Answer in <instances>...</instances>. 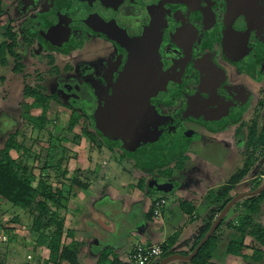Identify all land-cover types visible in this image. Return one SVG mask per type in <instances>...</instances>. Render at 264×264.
<instances>
[{
	"label": "flooded vegetation",
	"instance_id": "af4514ba",
	"mask_svg": "<svg viewBox=\"0 0 264 264\" xmlns=\"http://www.w3.org/2000/svg\"><path fill=\"white\" fill-rule=\"evenodd\" d=\"M160 1L10 0L5 7L7 13L0 15V20L7 18V24H2L1 27L13 28L12 32L16 35L18 42L17 54L21 64V57L29 54L24 47L30 41L33 43L31 47L39 50L68 49L78 46V41L74 39V36H78L75 33L77 31L97 35L104 44L107 42L111 45L105 61H100V64L93 68H88V66L79 68L81 73L78 70L76 73L71 69L72 78L75 74L79 75L74 82L76 87L68 86L73 81L71 78L57 80L61 83L59 90L68 95H74L66 101L68 104L65 106L76 110L83 109V119H86L88 115L92 118V111L97 103L106 95H111L116 80L128 60L127 50L111 37L119 38L120 34L127 33L129 37L135 39L144 36L148 30L159 37L158 60L154 63V67L159 74L176 78L175 85H177L168 95H154L150 98L151 114L147 115L144 120L149 135L146 136L147 141L145 143L124 142L102 132L95 124H92V127L95 126L99 136L106 135L119 145V148L124 149L123 146L126 145L135 146L133 154L137 158L136 161L141 166L145 163L149 167L148 171L154 169V173L150 172L152 174H155L159 168V171L161 168H166L167 165H169L166 170L168 171L185 160L173 176H159L158 179L153 177L150 181H157L160 186L168 189L171 188L172 183L180 184L182 189L187 191L189 190L188 183L185 179L180 177L179 179L178 174L188 171L187 167L192 164V159L188 156L191 154V143L194 137L198 139L194 132L186 127L187 124L211 125L213 130L217 133L221 131L222 134L224 132L221 129L225 126H238V129L245 127L246 130V126L253 121H256L260 130L264 128V48H262L264 33L260 31L251 33L248 46L254 59V65L250 69L244 68L235 64L224 52L223 39L227 32V0H172L162 5ZM42 2L47 4L40 5ZM129 7L146 9V18L141 22H131L130 12L126 11ZM83 19L90 20L98 33L92 32L83 24H73ZM234 27L239 31L247 30L248 24L245 17L238 18L234 22ZM33 50L32 53L35 55L36 49ZM35 57L36 55L33 56ZM205 59H211L210 64L220 68L224 73V79L218 87L217 95L230 107V111L222 110V112L212 113L208 115V118H201L203 115L196 111L194 117L184 118V112L190 100L199 92L201 76L204 74L201 64ZM226 66L235 68L239 73L253 76L258 81L261 80L262 85L258 88L257 94L251 92L243 83L236 82V79L232 78L231 81ZM9 67H0V73L7 75L6 73L9 72L6 69ZM213 67L209 66V70L218 74ZM43 82L44 78L39 84L43 86ZM157 87L158 92H162L160 83ZM80 91L81 102L80 107L77 108L78 103L75 98ZM145 133V128L140 125L138 135L144 136ZM153 134H159L160 138L157 140L152 136ZM242 134L245 136L246 131ZM235 136L239 140V145L243 146L241 150L246 153L244 140L241 136H237V131ZM242 157L244 158L245 154ZM153 159L156 161H152ZM263 167L264 165L259 170ZM260 187L253 188L249 192H254Z\"/></svg>",
	"mask_w": 264,
	"mask_h": 264
},
{
	"label": "rangeland",
	"instance_id": "374dc122",
	"mask_svg": "<svg viewBox=\"0 0 264 264\" xmlns=\"http://www.w3.org/2000/svg\"><path fill=\"white\" fill-rule=\"evenodd\" d=\"M42 4L45 3H40V5ZM145 10L146 9L129 7L126 11L128 13L130 12V16L132 17L130 21H134V23H136L141 22L142 19L146 18ZM6 20L7 18L0 20V27L3 26L2 24H7ZM15 32L17 31L15 30ZM75 33L78 34V36H74L75 41H78V46H72L68 49L59 48L53 50H39L37 48H33V46L31 47L32 41H30V43L24 47L29 54L25 57H21L22 67L25 66L26 71L20 73L19 75L16 74V77H12L13 75L11 74L13 73L11 70H13L15 66L10 65V67L6 69L9 72L6 73V84L5 86L0 87V119L3 122V125H5L7 121L9 122L11 117L17 118V114L23 113V105L32 104L33 99L26 98L24 96V90L26 85L35 87L38 84L37 79L40 75L44 78V82L42 84L43 86H46L44 88H47L46 91L48 95L56 94L57 100H51L49 105V114L52 121L46 125V132L38 137V135L33 132L31 127L26 126L24 120H20L17 126L20 130V134H22L18 138L19 142L25 141L26 147L31 149L30 155L32 158L39 156V159L35 160L31 164L34 167V174L36 177H39L41 174V169L44 166L46 156L51 147V144H49L50 141L57 140L63 134H66L65 132L70 121L71 110L65 107V104H68L66 101L73 98L74 95H68L59 90L58 87L61 83H58L57 80H66L71 78L73 81H71L68 86L76 87L74 82L77 80L79 75L75 74L74 78H72L73 73L71 69L77 73V70L84 66L93 68L97 64H100V61H105L110 51L109 47L111 45L107 42H105V44L108 45H105L100 38L97 37V35H92L82 31H77ZM72 43L74 44L75 42L73 41ZM33 49H36L35 58H33V56H35L34 53H32L34 51ZM226 67L231 81L232 78L236 79V82L243 83L251 90V92L255 95L257 94L258 88L262 85L261 80L258 81L253 76L239 73L238 70L231 68L230 66ZM36 71H39L40 74L37 75ZM78 72L81 73V69L78 70ZM50 73H52V75H50ZM25 74L32 75V79L28 84H25L24 82ZM56 74L57 76H55ZM75 100L76 103H78L76 106L79 108V104L81 102V91L76 96ZM80 109H78L80 113H83V109ZM3 114H6L8 117L2 118ZM40 115V110L31 111V116L39 117ZM1 120L0 130L6 132L3 133L6 136L8 128L2 126ZM186 127L193 131L195 136L198 138L196 139L194 137V141L191 143V154H188L189 158L192 159V164L187 167L188 171L184 174H181L182 172H179L178 174V178L180 177L186 180L189 185V190L184 191L185 189H182V185L179 184L175 185V190L169 189L167 192H161L155 189L153 186L154 181L152 182L150 180L153 177H157L158 179L160 171H166L167 168H169V165H167L166 168H161L160 171L159 168L155 174H152L150 172L154 173V169L152 171H148L149 167H147L145 163L141 166L136 161L137 158L134 157L133 154L135 153V151H133V149H136L135 146L126 145L123 146L124 149L119 148L120 146L110 140V138L106 135L99 136L96 129L93 130L97 138L95 140V145H92L90 139L86 135L82 134V130L86 128V121L85 119H81L79 121V125L74 131V134L81 135L79 144L70 142L61 145L62 149H66V151L71 154L68 156V161L66 160L64 163L63 173H66L65 180L79 174L78 176L82 179V182L89 185V189L86 191L88 201H80L72 197L70 201L72 206L67 210L68 220H70L71 217H75V219L76 217L81 219L87 218L88 220L92 218L94 213L93 205L99 199L98 191L103 192V190L108 188L110 184L116 189L117 187H120L132 190L133 188L138 187L140 182L144 180L141 183L142 188L140 187L138 189L141 191H139L140 194L150 197L151 200H160V197L167 198V206L171 209V211L170 213H167L165 218L166 229L169 224H173L172 219L174 215L176 219L174 223L176 224H173L172 226L183 228L185 222L189 218L182 215L180 212V200H193L195 190H206L211 186L228 183L242 169L244 162V158L242 157L243 154H245L246 160L251 161V163L255 166V171L264 165V149L261 148L257 151H252V149H250L249 151H246V153L241 150L243 149V146L239 145V140L235 136V132L238 131V126H225L221 129L224 132L223 134L221 131L217 133L216 130H213L211 125L207 124H187ZM12 131L13 129L11 132ZM68 137L73 139V136L70 134H68ZM223 138L224 140H222ZM11 154L15 159L25 160V153L23 151L18 153L12 152ZM75 156L78 158L76 159ZM198 166H200L199 169ZM107 171L110 173V179L108 182L105 181L104 178L105 172ZM253 176L254 177L249 176L242 182V187L238 188V191L240 190L239 193L249 192L253 188H256V183H254L255 175ZM263 182L264 180L260 183L263 184ZM53 183L55 184V187L56 182ZM122 193L125 196L126 192L122 191ZM124 202L125 209L128 212L129 210L127 209V205H131L132 201L127 200V202ZM2 203L4 204L5 202L0 199V228L1 231L7 235V240L0 241L1 252H8V249L1 248L3 245L7 246V248L12 246V254L10 257L15 260L17 259L20 264H25L26 255L29 254V252L25 248L21 249L20 246L24 245L25 241L19 237V234L18 236L13 235V230H22L23 237H29L30 234L27 233L28 226L25 227V225L20 224L18 228L17 218L19 217L26 220V225H30V221L26 214L16 212L13 208L8 209L5 205L2 206ZM6 204L9 205L8 203ZM242 205L243 200L240 201L238 205L230 211L229 215L226 216V222H229L234 226L239 225L240 219L246 216V211ZM116 207L118 210H122L121 208L124 209L123 206L121 207V204H117ZM96 209L103 211V213H113L112 211L114 207H112V202L109 199H103L99 204H96ZM129 213L132 214L131 218L130 216H126L124 222H121L124 219L121 215L117 216V220L122 224H120L119 234L109 237L110 241H114L111 243L113 249L114 247L117 248L124 242V240L127 239L129 231L132 229L135 230L136 227H138L139 221L143 219V206L141 204L133 205L132 210ZM252 218L257 227L260 226V228L264 229V200L261 202L260 215L252 216ZM3 221H6V223L4 224ZM196 221L198 220L194 218L191 222L192 224L190 226L192 229L198 226ZM67 224L70 226L67 221L66 229ZM83 224L84 223L82 222L81 225L71 226V228H75L78 234H82L85 230ZM17 238L21 240H18ZM13 241H15V244H13ZM33 243H35V240L31 238L28 244L33 245ZM245 244L249 248L248 255L250 257L257 250L264 254V247L261 246L255 239L247 237ZM95 249H97V246ZM219 256L220 264H255V262L251 260L244 262L242 259L225 256L224 254ZM28 260L31 264H35L34 258L33 260L32 258H28ZM174 264L182 263L178 261ZM261 264H264V260Z\"/></svg>",
	"mask_w": 264,
	"mask_h": 264
},
{
	"label": "trees",
	"instance_id": "16d2710c",
	"mask_svg": "<svg viewBox=\"0 0 264 264\" xmlns=\"http://www.w3.org/2000/svg\"><path fill=\"white\" fill-rule=\"evenodd\" d=\"M9 1L10 0H0V15L7 13L5 7ZM0 28V67L14 65L15 68L11 70L13 74H10L13 75L12 77H16V74L19 75L26 71V67H22L20 57L17 54L18 42L16 35L12 32L13 28L11 27ZM36 74L39 75V71H36ZM6 76L7 75L0 73V87L5 86ZM31 79V74L24 75L25 84H28ZM37 81L38 84L35 87L26 85L24 90V96L33 99L32 104L23 105V113L17 114V118L11 117L9 122L7 121L6 124L4 123L5 125H3L0 119L2 126L8 128L6 136L3 134L6 132L0 130V199L8 203L16 212H22L27 215L30 221V225H27L28 234L35 240L36 247H45L50 251L49 260L46 261L45 264H79V244L74 241V233L66 229V222L69 221L67 210L72 197L76 196L74 190L76 188L86 190L89 185L80 181L79 174L74 175L70 180H65L66 173H63V166L65 161L69 159L68 156L71 154H69L66 149H62L61 145L70 142L79 144L81 135L74 134V131L79 125V121L83 119L84 116L73 107L65 106L71 110L69 125L65 132L66 134H63L57 140L50 141L49 144H51V147L46 156L44 166L41 169V174L39 177H36L34 174V167L31 164L39 159V156L32 158L30 155L31 149L26 147L25 141L19 142L18 138L22 134H20V130L17 126L20 120H24L27 127H31L38 137L41 136L46 132V125L52 121L49 114L50 102L53 99L57 100L56 94L48 95L46 89L39 84L42 81V75L38 77ZM33 110H40L41 115L39 117L31 116V111ZM6 114H3L2 118L8 117ZM85 120L86 128L82 130V134L90 139L92 145H95L97 136L94 130L96 128H92V124L94 125L95 123L90 115H88ZM250 125L246 126V130L244 129L245 127L238 129L237 136H241L244 140L246 151L250 149L255 151L261 148L264 149V128L260 130L256 121H253ZM12 129L13 131L11 132ZM244 131H246L245 136L242 134ZM68 134L72 135L73 139L69 138ZM20 151L25 153L24 161L15 159L11 154L12 152L18 153ZM75 157L76 159L78 158L77 156ZM184 161H182L181 164H176V166H173L166 172H160L159 176H173L176 170L184 164ZM244 161L242 169L226 186L218 191L209 193L207 201L214 206L212 210V219L207 222L201 235L190 245L189 251L186 253L174 252V247L180 237V233L176 232L170 236L165 243L161 244L163 251L162 256L153 264H160L163 259L174 254L190 256L199 243L208 235L216 218L236 197L232 195L235 187L245 181L249 176L254 177L253 175H255L254 183H256V188L264 184V182L263 184L260 183L264 180V167L261 170L258 169L255 171V166L251 161L246 160V157H244ZM143 181L140 182L138 188H142L141 183ZM53 182H56L55 187ZM197 194L198 193H196V195ZM199 196L200 194L198 198L194 200H180L179 202L180 211L190 218V221H193L194 218L196 219L194 214L196 212V205L201 198V196ZM263 200L264 193L243 200L242 206L246 211V216L240 219L238 226H234L223 220L212 238L202 247L192 261L181 260L179 262L182 264H220L219 255L224 254L225 256L242 259L244 262L251 260L254 261L255 264H261L264 260V254L257 250L250 257L248 255L249 248L246 246L245 240L247 237H251L264 247V229L260 228V226L257 227L252 218V216L260 215L261 202ZM157 201L159 200L153 202L152 208L146 216L149 221L155 218L154 205ZM166 206L162 209L163 214ZM119 215L122 214L119 213ZM17 219L20 220L19 217ZM70 238L72 239L71 243L68 242ZM174 263L175 262L171 264ZM0 264H6L1 259V254ZM98 264H124V262H122L118 256L113 255L112 251L107 250L103 253Z\"/></svg>",
	"mask_w": 264,
	"mask_h": 264
},
{
	"label": "water",
	"instance_id": "95a60500",
	"mask_svg": "<svg viewBox=\"0 0 264 264\" xmlns=\"http://www.w3.org/2000/svg\"><path fill=\"white\" fill-rule=\"evenodd\" d=\"M169 1L172 0H161L159 3L162 5ZM240 17H245L247 21L248 28L245 31H239L234 27V22ZM226 23L227 32L223 39L225 55L238 66L250 69L254 65V59L248 46V40L253 32L264 33V0H227ZM73 24H83L92 32L98 33L90 20L83 19ZM111 38L127 50L128 60L116 80L111 95H106L93 109L92 120L99 130L119 140L129 143L139 141L145 143L146 136L149 135L144 120L147 115L151 114L150 98L154 95H168L177 85H175L176 78L161 75L155 69L154 63L158 60L159 37L152 31L148 30L144 36L135 39L129 37L127 33L120 34L119 38ZM210 62L212 63L211 59H205L201 64L204 74L201 76L200 89L190 100L187 110L184 112V118L194 117L196 111L203 115L201 118H208L209 114L222 112V110L230 111V107L217 95L218 87L224 79V73L220 68L213 67ZM209 66L216 69L218 74L211 72ZM159 83L162 85V92H158ZM198 119H200L199 116ZM140 125L145 128L144 136L138 135ZM152 136L157 140L160 138L159 134ZM154 159L152 161H156ZM153 186L161 192L175 189V184L170 185L171 188L168 189L160 186L157 181H154ZM262 193H264V184L254 192L238 194L216 218L208 235L190 256L174 254L163 259L160 264H171L181 260L192 261L237 203Z\"/></svg>",
	"mask_w": 264,
	"mask_h": 264
},
{
	"label": "crops",
	"instance_id": "0c3cea01",
	"mask_svg": "<svg viewBox=\"0 0 264 264\" xmlns=\"http://www.w3.org/2000/svg\"><path fill=\"white\" fill-rule=\"evenodd\" d=\"M245 162V161H244ZM244 162L242 167L244 166ZM104 173V172H103ZM73 177V176H72ZM71 177V178H72ZM70 178V179H71ZM105 181H109L110 179V173L107 171L105 172ZM68 179V180H70ZM80 181L82 182V179L80 178ZM85 183V182H82ZM228 183L224 184H219L217 186H211L208 187L206 190H195L193 200L198 198V195L200 194L201 198L199 199V202L197 203L196 207V212L194 216L196 217V221L198 226L195 228H191V222L190 218L185 222L184 227H175L172 226L175 219V215L173 216L172 223L167 226L166 229V215L167 213H170L171 209L166 206L165 212L161 218H153L152 221H149L146 216L148 215L149 211L152 208L153 202L155 200H151L150 197L145 196L140 194L139 188H133L132 190L126 189V188H120L117 187V189L111 184L109 185L108 188H105L103 192H99V199L97 202L93 205L94 206V213L92 215V218L89 220L87 218L81 219L79 217H71L70 220L68 221L69 225L67 224V230L72 231L74 233V241L79 244V249H78V260L79 264H98L102 258V255L105 251L110 250L112 251L113 255H116L120 258L122 262H125L131 253V251L134 249V247L137 244L144 243V244H163L165 241L175 234L176 232L180 233L179 241L176 243L174 247V252L176 253H186L188 252L190 245L196 240L203 230L205 229V226L207 225V222L212 219V210L214 208L213 205H211L210 202L207 201L209 193L212 191H218L220 188H223L226 186ZM243 183H240L235 187V190L232 192L233 196H237L240 194V190L238 191V188L242 187ZM115 186V185H114ZM89 189V187H88ZM82 190L80 188H76L74 192H76V196L73 198L80 200V201H85L87 200V194L86 191L88 190ZM122 191H125V196L123 195ZM140 191V192H139ZM238 192V193H236ZM196 193H198L196 195ZM199 196V197H200ZM103 199H109L112 202V207L113 213H103V211L97 210L96 209V204H99ZM160 199H164L167 201V198L165 197H160ZM127 200L132 201L131 205H127V210L125 209V202ZM88 201V200H87ZM168 203V201H167ZM117 204H121L122 210L117 209ZM136 204H141L143 206V219H141L138 223V227H136L135 230L129 231L128 237L124 242L119 245L117 248L112 247L111 243L114 241H110L109 237L110 236H115L119 234L120 231V221L117 220V216L119 213H121V217L124 219L121 222H124L126 219V216H130L131 214L129 213L132 210L133 205ZM5 205L6 207L11 208L10 205H7L6 203H2V206ZM238 205V203L236 204ZM236 205L234 207H236ZM72 204L69 203V207H71ZM180 207V206H179ZM233 207V208H234ZM180 210V209H179ZM80 211V210H79ZM211 213H210V212ZM182 215H185L182 211H180ZM79 213V212H78ZM229 215V214H228ZM198 216V219H197ZM227 218V217H226ZM226 218L224 219L226 221ZM21 219V218H20ZM120 219V218H118ZM82 222L84 223L85 230L82 232V234H78L76 232L75 228H71V226H77L81 225ZM5 224L6 221H3ZM17 227L19 228L20 224L26 225V220L24 219H17ZM16 223V224H17ZM80 223V224H79ZM229 223V222H228ZM16 229V228H15ZM28 233V232H27ZM25 241L24 245L20 246L21 249H26L29 254L26 255V262L25 264H31L28 262V257H31L32 260L34 258L35 264H45L46 261L49 260L50 257V251L45 248V247H36V243H33V245H29V240H31L30 236L29 237H23V231L22 230H13V235L18 236ZM127 236V235H126ZM18 239V238H17ZM18 239V240H21ZM109 239V240H108ZM15 241H13V244ZM28 242V243H27ZM69 243L72 242V239L70 238L68 240ZM2 246V245H1ZM97 246V249L95 247ZM23 247V248H22ZM181 247V248H180ZM1 248L3 249H8V252L6 251L5 253L1 252V259L6 263V264H20L17 259H12L10 256L12 254V246L8 247L7 246H2ZM31 261V260H30ZM22 264V263H21Z\"/></svg>",
	"mask_w": 264,
	"mask_h": 264
},
{
	"label": "built area",
	"instance_id": "2783aa9c",
	"mask_svg": "<svg viewBox=\"0 0 264 264\" xmlns=\"http://www.w3.org/2000/svg\"><path fill=\"white\" fill-rule=\"evenodd\" d=\"M165 200H159L154 205V216L156 219L161 218L163 215V207L166 206ZM6 241L7 235L1 231L0 228V241ZM162 247L160 244H139L131 251L124 264H153L162 256ZM31 259V257H28Z\"/></svg>",
	"mask_w": 264,
	"mask_h": 264
}]
</instances>
